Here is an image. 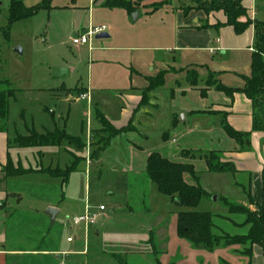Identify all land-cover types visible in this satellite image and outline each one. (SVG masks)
I'll return each instance as SVG.
<instances>
[{"label": "rangeland", "instance_id": "374dc122", "mask_svg": "<svg viewBox=\"0 0 264 264\" xmlns=\"http://www.w3.org/2000/svg\"><path fill=\"white\" fill-rule=\"evenodd\" d=\"M10 1L0 0V89L15 90L14 98L9 100L5 125L10 143L13 144L16 134L26 135L29 129L38 133L53 130L50 108L55 111L54 120L61 128L65 120V117H60L62 105L66 109L70 108L65 129L69 134L82 138L85 147L83 151L76 152L75 163L80 162L69 173L67 181L59 187L52 186L55 177L38 172L7 177L0 184V191L9 195L4 202L0 198V204L3 202L0 207V231L6 234L5 248H12L16 255L22 253L18 264H179L185 257V260L190 258L188 264H204L202 255H193L190 244L176 235L177 213L187 209L160 194L155 184L145 175L134 177L124 172L126 167L132 165V162H127L130 158L128 146L136 143L143 149L161 152L160 134L168 128L170 111L189 106L186 98L181 95L176 100L171 97L173 89L191 86L187 81V69H191V66L175 62L174 65L170 63L173 68H169V62H162L161 58H166L171 52L167 47L172 45L171 35L176 27L174 10L192 4L193 1L150 0L146 1V7L140 6L129 14L122 8L109 9L100 4L89 11L88 0H52L53 8L50 10H40L8 26ZM20 1L29 7L42 0ZM157 8L158 11L153 15L146 14ZM257 13H262L257 15V19H262L260 17H263L264 8L261 5H258ZM100 25H104L101 32H106L110 37L96 39L95 34L92 35L90 40L95 50L91 54L72 44L77 34H82L89 26ZM121 46L131 48H106ZM150 55L153 56V65H150ZM250 60H246L247 74H237L240 85L244 83L243 76L250 73ZM65 66L70 72L59 77V69ZM132 66L138 67L143 74L151 73L153 67L165 71L163 85L149 90L142 89L144 101L135 111L130 126L127 125L128 131L118 135L119 138L123 136L118 141L120 143L105 149L108 151L103 162L101 157L93 161L90 157L93 141L84 140L86 129L90 123L92 128L101 127L95 117L97 112L108 111L113 117L116 107L124 105L118 97L119 93L130 90L131 85L141 86L142 82L139 83L137 78L131 80ZM208 70L205 67L198 68L197 85H203ZM218 72L217 75L225 74ZM224 81L238 85L228 73ZM144 83V87L148 85L147 81ZM62 86L92 87L94 91L90 96V106H87V100L70 103L61 101L62 97L57 92ZM75 95H78L77 92ZM187 99L193 106V97ZM182 115L183 112L175 117L179 119ZM191 124L192 121L187 120L185 126ZM142 132L148 134L149 140H145ZM106 134L103 132L99 136ZM178 142L182 146L189 144V140ZM190 142L193 145L188 148L191 154L205 153L203 147L194 141ZM121 145L125 149L123 157L117 154L120 149H116ZM57 148L58 151H55ZM17 151L20 160H16ZM71 151L72 147L63 142L60 147H15L11 153L14 162H19L22 168H50L58 176L66 177V169L74 161ZM180 152H177L179 156ZM87 157L90 164L86 172ZM195 170L200 183L206 184V191L217 189L225 193L223 195L229 197L231 202L238 200L239 190L235 191L227 179L218 180L206 173L203 161L201 165L196 164ZM213 193H207L208 197L194 210L214 214L216 235L222 232L230 235L246 232L244 228L247 230L248 226H241L245 215H221L226 207L221 200L216 198L214 201L217 194ZM48 200L59 209L53 224L45 214V202ZM126 201H129L130 209ZM85 202L91 211H96L100 203L106 206L103 214L98 213L97 222L89 228L87 236L83 234V226L69 228L72 217L83 213ZM246 207L255 209L250 205ZM149 227L152 234L149 233ZM97 230L99 233L95 234ZM67 236L73 237L71 243L66 242ZM177 236L180 238L179 244L175 242ZM248 246V243L246 246L222 244L208 251V256H216L219 251L217 248L242 250ZM61 251H68L69 255ZM218 262L223 264L222 260Z\"/></svg>", "mask_w": 264, "mask_h": 264}, {"label": "crops", "instance_id": "0c3cea01", "mask_svg": "<svg viewBox=\"0 0 264 264\" xmlns=\"http://www.w3.org/2000/svg\"><path fill=\"white\" fill-rule=\"evenodd\" d=\"M105 0H88V10L91 11V8L94 6L96 7L98 4L100 6H104ZM146 2H143L141 6L146 7ZM242 5L247 9V16L254 20L264 21V13L262 19H257V15L262 13H257L258 5L264 8V0H242ZM105 7V6H104ZM53 6L50 7V9ZM108 8V7H106ZM139 8V7H138ZM49 9V10H50ZM110 9V8H109ZM159 9V8H158ZM137 10V9H136ZM151 10L147 11L146 14L153 15L158 10L149 13ZM176 14V27L175 31L171 35V42L172 45L167 47L168 50H171L170 54L166 55V58H161L162 62H169V68H173L170 66L171 64H187V66H191V68H207L214 70L212 72L230 74L233 79L237 82L235 84L238 85H230L227 81H224V75H217V79L223 83L224 85L230 87H240L241 83L236 78L237 74H247L248 68L246 67V60L249 58L251 59V52H252V43L254 38V28L253 25H250L246 30L242 33H235L231 26H223L220 28H202L201 26L208 21L209 23H215L217 21L224 22L225 17L222 12H211L209 14H205L203 11L191 10L184 16L182 9H175ZM91 18V17H90ZM90 25H92L90 23ZM104 27V25H100ZM91 27V26H89ZM94 27V26H92ZM85 30H83L84 32ZM96 36V35H95ZM109 34L108 37L109 38ZM72 42V41H71ZM73 44V43H72ZM74 45V44H73ZM76 45V44H75ZM77 48H83L87 50L88 54H91L95 47L92 46V42L90 40L89 44H77ZM107 49H130L131 47H106ZM138 48H145V47H138ZM148 48V47H146ZM160 48V47H156ZM101 49V48H98ZM151 49H155V47H151ZM216 58L218 59L216 61ZM241 59V61H240ZM243 59V60H242ZM150 65H153V56L150 55ZM250 63V61H249ZM63 67V66H62ZM133 67V66H132ZM155 68V67H153ZM151 68L149 74H143L138 67L132 68V76L131 80L133 81L134 78L138 79V82H142L141 86L139 85H131L130 90L125 91V93H119L118 97L123 101L124 105H120L116 107V111L112 117L108 113V111L101 113L111 125L116 128H122L127 125L130 126L131 120L134 118V113L136 110L139 109L141 99L143 98L141 93L142 89H144L143 83L146 81L147 76H154V72H158V69ZM227 69V70H226ZM62 72H58V76L61 77L64 74H68L70 70L65 66V68H60ZM155 70V71H153ZM145 84V83H144ZM205 81L203 85H196V86H187L185 89L178 88L172 90V100H176L179 95L182 98H186V104H189L187 107H180L177 111L171 110L169 113V122L168 128L166 131L161 132L160 139H161V152L160 151H152L151 149H143L139 144L132 143L133 145L128 146V150L130 152V158L128 157L127 162H132V165H129L125 168L124 172L128 173L131 176H146L145 173V166H146V159L148 155L152 152H157L163 157L173 161L180 163H190L194 166V170L196 168L197 163H202L203 160L197 159H187L178 155V151L180 150H188L190 146H193L190 141H194L198 146L203 147V151L208 153L210 151H215L220 155V160L223 162H231L235 168L234 173L224 172H211L207 169L205 162L203 161L204 171L210 175H213V178L218 180L227 179L233 187V189L238 191V200L237 201H230L229 197L223 195L222 191L217 189H210V191H206V184L200 183V178L197 176V180L195 181L189 174L184 173L183 179L188 184H198L202 185L203 189L209 193L217 194L214 197V201L216 198L220 200L221 198H225L226 200L230 201L236 205H243L249 206L248 199H247V192L251 194L256 202H261L262 200V170L264 168V133L254 131L251 132L249 136V145L246 149H240L239 145L231 139L226 132L223 130L221 122L223 119L233 127L235 130L242 131V132H249L251 130V105L250 101L245 98L243 94L234 93L233 99H229L224 93L220 91H216L212 88L206 90V94L204 96L200 95V89L205 88ZM82 91L79 93V89ZM58 91V90H56ZM94 89L89 86H75L74 88H67L63 87L57 93L62 98L61 101L63 102H79L84 101L86 99H79L78 96L80 94H86L88 96V100L86 101L87 106H90L91 99L90 96L93 94ZM77 92L78 95H75ZM61 94V95H60ZM192 95V96H191ZM188 97H193L194 105L192 106L188 101ZM59 99V100H60ZM185 100V99H184ZM49 112L54 113L55 111L50 108ZM183 112V119H176L175 116ZM70 108L66 109V107H60V117H65V120L69 117ZM192 121L191 126L186 127V121ZM196 120H199L196 121ZM89 123V121H88ZM67 123H65L66 125ZM98 122V126H99ZM66 128V127H65ZM100 127H91V123L88 125L86 129V135L84 140H89L92 137L93 130H97ZM66 130V129H65ZM67 131V130H66ZM144 135L145 140H149V136L146 132H142ZM165 134L166 140L163 139L162 135ZM123 136L120 138L117 136L113 137L110 140V143L107 148H111V145H115L120 143ZM8 134L4 132H0V184H3L6 180V177L2 174L1 167L6 163L7 160V153H9L11 160H13L11 150L15 147H9L7 145ZM187 141L189 140L188 145H180L178 141ZM178 142V143H177ZM123 145V144H122ZM120 148H116L118 151V155L124 156L125 153L123 150V146ZM111 146V147H110ZM191 148V147H190ZM57 148L55 151H58ZM201 149V148H200ZM127 150V151H128ZM19 151V150H18ZM16 152L17 159L20 160V155ZM108 150H105L101 153L100 157L102 158V162L104 160V155ZM43 154L41 151H39ZM117 152V151H116ZM141 153V154H140ZM43 156V155H42ZM50 161V160H48ZM17 162V161H16ZM50 163V162H49ZM85 163V162H84ZM137 164V165H136ZM86 169V163H85ZM196 171V170H195ZM148 179V178H147ZM61 181V180H60ZM57 178L53 180L52 183L58 185H52L59 187L62 182H60ZM13 183V182H12ZM156 187V186H155ZM157 190V189H156ZM216 190V191H215ZM136 194V193H135ZM8 193L5 191H0V198L3 199L2 201L8 198ZM225 196V197H224ZM213 201V202H214ZM1 202V203H3ZM6 202V201H5ZM86 203V202H85ZM209 203V202H206ZM45 206L47 208H55L58 210V206L56 204L50 203V201L45 202ZM101 204V203H100ZM129 204V206H127ZM1 205V204H0ZM85 206V205H84ZM126 206L130 209L129 201H126ZM84 210V209H83ZM55 216L54 220L56 221ZM227 214V210L224 209L221 215ZM219 215V214H218ZM54 221V222H55ZM246 228H244V231ZM149 233L152 234V229L148 228ZM99 230L95 232L98 234ZM177 235V234H176ZM178 240H175L176 243L179 244V237L177 236ZM6 243V234L0 231V264H18L20 263V259L22 258L19 256L22 253H17L12 248H5ZM68 243V242H67ZM71 243V242H70ZM186 245V244H182ZM189 246V245H188ZM185 247V246H184ZM176 248H173L175 250ZM178 249V248H177ZM191 249V248H187ZM219 251L217 252L216 256H208V252H204V250L193 249V255H202V259L204 264H219L218 261L226 260L228 264H249L248 258L244 255H239L236 250L238 248H217ZM217 251V250H216ZM62 253H68L66 251H61ZM174 252V251H172ZM57 258V255L55 256ZM186 258V257H185ZM181 259L179 264H188L189 259L186 260ZM182 262V263H180ZM232 262V263H231ZM192 264V263H190ZM195 264V263H194ZM250 264H264L263 258V250L258 246H253L252 248V256H251V263Z\"/></svg>", "mask_w": 264, "mask_h": 264}, {"label": "trees", "instance_id": "16d2710c", "mask_svg": "<svg viewBox=\"0 0 264 264\" xmlns=\"http://www.w3.org/2000/svg\"><path fill=\"white\" fill-rule=\"evenodd\" d=\"M52 0H42L40 3L26 7L20 0H11L9 5L8 26L12 23L31 17L40 10H49ZM150 0H105L104 6L108 8H122L129 14L134 12L143 2ZM182 9L184 16L191 10L203 11L206 15L211 12H222L225 20L224 22L209 23L206 21L202 28H220L223 26H231L235 33L239 34L246 30L250 25L254 28V38L252 43V52L250 60V73L248 76H243L244 83L240 87H230L224 85L217 79V73L208 70L207 78L205 80L206 87L200 89V95L204 96L206 90L212 88L216 91L224 93L229 99H233L234 93H240L250 101L251 105V130L249 132H242L231 127L225 119L222 120L221 125L226 134L233 139L240 147L246 149L249 145V136L251 132L258 131L264 133V21L254 20L247 16V9L242 5V0H192ZM158 10V8L156 9ZM151 10L149 13H152ZM164 72L158 71L154 76H147L145 79L148 85L144 90H149L158 86H162L164 82ZM193 75V76H192ZM192 76V78H191ZM187 81L191 86H196L198 82V71L195 68L187 69ZM6 83V82H5ZM82 89H79V93ZM15 90L12 88L0 89V132L7 133L5 129L9 100L14 98ZM144 99H141L143 102ZM52 116L54 124L53 130H47L43 133H38L34 129H29L26 135L16 134L13 138V144L7 140L9 147L29 148V147H60L65 142L72 147L71 155L76 158V152L83 151L85 141L79 136L69 134L65 130L64 120L63 125L59 128L54 120V114L49 112ZM96 119L100 124V128L91 131L93 141L91 150V159L98 161L100 154L108 147L110 140L128 131L127 126L116 128L99 112L96 113ZM107 133L106 136H99L100 133ZM166 140L165 134L162 135ZM264 145V141H263ZM180 155L190 159H202L206 167L211 172H230L234 173L235 168L231 162H223L220 160V155L215 151L203 153L200 155L191 154L188 150H180ZM75 155V156H74ZM78 157V156H77ZM68 166L66 169V177L58 176L54 173V169L35 170L34 168H22L21 164L11 160L9 153H7L6 163L1 167L4 176L19 177L30 173H43L51 177L62 178L61 182H66L68 175L74 171L79 161ZM16 163L18 165H16ZM145 173L148 179L155 184L157 191L168 196L174 203L187 210L179 211L176 216V234L185 239L193 249L213 251L219 245H241L248 247L242 250H236L237 253L248 258V263H251L252 248L258 246L263 250L264 258V168L262 170V200L256 202L249 192H247V199L250 206L255 209L243 205H236L221 198V202L227 209L228 214L240 213L245 215L241 226H248L246 232L241 234L230 235L222 232L221 235L215 234L216 225L213 221L214 214L210 212L194 210L199 203L207 196V193L196 183L188 184L183 179V174L187 173L195 181L197 180L194 166L190 163H180L171 161L157 152H152L146 159ZM2 204V203H1ZM1 207V205H0ZM47 216V215H46ZM48 217V216H47ZM49 218V217H48ZM53 224V223H52ZM223 264H228L222 260ZM157 264H160L158 262Z\"/></svg>", "mask_w": 264, "mask_h": 264}, {"label": "built area", "instance_id": "2783aa9c", "mask_svg": "<svg viewBox=\"0 0 264 264\" xmlns=\"http://www.w3.org/2000/svg\"><path fill=\"white\" fill-rule=\"evenodd\" d=\"M103 27H89L87 30H85L82 34H77V37L72 39V43L75 45L77 44H89L90 38L92 35H96L101 32V29ZM79 99L88 100V96L86 94H80L78 96ZM89 101V100H88ZM90 164V161L88 160V157L86 159V172L87 166ZM106 211V206L104 204H99L96 211H91L90 206L86 203L84 206L83 213L80 215H75L71 219V226L69 228H72V226H83L84 235H88L89 228L94 226L96 224V220L98 217V213L103 214ZM73 241L72 236H67L66 242L70 243ZM84 246H86V243H84Z\"/></svg>", "mask_w": 264, "mask_h": 264}, {"label": "water", "instance_id": "95a60500", "mask_svg": "<svg viewBox=\"0 0 264 264\" xmlns=\"http://www.w3.org/2000/svg\"><path fill=\"white\" fill-rule=\"evenodd\" d=\"M133 16H134V18H136V14H134ZM107 37H108V34L106 32H100V33L96 34V36H95L96 39L107 38ZM16 49L18 50L19 48H16ZM59 71L62 72V70H59ZM181 119H183V116H181ZM57 213H58V210L55 208H51V207L47 208V210L45 212V214L49 217V220L51 223H54V218L57 215Z\"/></svg>", "mask_w": 264, "mask_h": 264}]
</instances>
